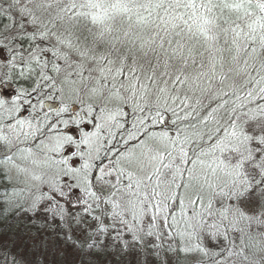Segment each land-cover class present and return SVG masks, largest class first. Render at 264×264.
Segmentation results:
<instances>
[{
    "label": "snow or ice",
    "instance_id": "1",
    "mask_svg": "<svg viewBox=\"0 0 264 264\" xmlns=\"http://www.w3.org/2000/svg\"><path fill=\"white\" fill-rule=\"evenodd\" d=\"M0 264H264V0H0Z\"/></svg>",
    "mask_w": 264,
    "mask_h": 264
},
{
    "label": "rangeland",
    "instance_id": "2",
    "mask_svg": "<svg viewBox=\"0 0 264 264\" xmlns=\"http://www.w3.org/2000/svg\"><path fill=\"white\" fill-rule=\"evenodd\" d=\"M5 91H7V90H5Z\"/></svg>",
    "mask_w": 264,
    "mask_h": 264
}]
</instances>
